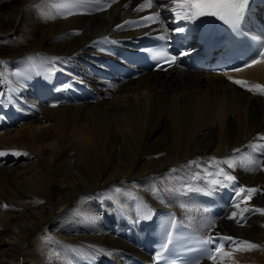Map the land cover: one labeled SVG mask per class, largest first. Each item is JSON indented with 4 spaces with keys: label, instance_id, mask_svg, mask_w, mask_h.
Returning <instances> with one entry per match:
<instances>
[{
    "label": "bare ground",
    "instance_id": "bare-ground-1",
    "mask_svg": "<svg viewBox=\"0 0 264 264\" xmlns=\"http://www.w3.org/2000/svg\"><path fill=\"white\" fill-rule=\"evenodd\" d=\"M68 2L0 0V90L15 101L2 106L27 126L0 132V264H152L145 247L128 242L127 228L143 241L145 227L162 209L175 210L183 224L207 236L223 233L259 245L227 247L202 264H264V215L244 211L264 208V139H257L264 137V94L254 87L264 85V62L219 76L194 67L203 59L196 46L165 73L143 69L136 80L105 83L88 64L106 66L116 57L112 43L95 41L108 37L132 47L163 29L171 36L184 20L156 7L166 0H152L151 8L147 0L110 6L99 0L100 11L80 6L71 15L60 7ZM140 4L145 8L137 13ZM156 11L158 20L143 27L132 23ZM125 21L130 23L116 29ZM249 30L264 39V10ZM50 56L71 59L53 72L44 59ZM54 77L72 82L70 98L43 107L37 84L47 87ZM81 88L96 101L83 97ZM245 158L253 163L242 165ZM224 160L235 164L220 167L236 182L211 196L240 186L260 190L250 200L241 193L239 208L226 204L215 216L195 210L205 208L200 194H174L196 172L215 171Z\"/></svg>",
    "mask_w": 264,
    "mask_h": 264
},
{
    "label": "snow or ice",
    "instance_id": "snow-or-ice-1",
    "mask_svg": "<svg viewBox=\"0 0 264 264\" xmlns=\"http://www.w3.org/2000/svg\"><path fill=\"white\" fill-rule=\"evenodd\" d=\"M116 0H109V6L111 3H115ZM250 4V0H166V3L163 5H156L159 7H166L173 13V18L180 17L182 20L187 22H193L196 19L204 18V17H212L221 21L224 25L228 26L230 30L238 35H244L242 32V24L245 19V16L248 11V6ZM94 5V7L90 8L89 11H100L102 6L99 5V0H69L68 3L61 5L60 7L68 10L67 14L71 15L72 10L74 8L80 6H88ZM172 5L178 6L180 11H177L176 7H172ZM147 6L149 8L153 7L152 0H147ZM125 8L128 7L127 4L124 5ZM145 8L144 4H140L139 7L134 8L133 10L137 13L143 11ZM159 11L154 12L151 16H142L138 21L132 22L136 27H143L148 25L153 20L159 19ZM130 22L125 21L123 24L116 25V29H121L125 25H128ZM162 23V22H161ZM152 31H156V29H152ZM174 33H184L186 29L184 27H176L172 30ZM150 33H146L149 35ZM158 39L164 40L166 42L165 46L170 44V36L168 35V30L163 29L161 34L157 37ZM249 39L253 40L256 44V48L254 50V54L252 55L250 61L246 60L244 62V66L248 67L251 65H255L261 62H264V39H258L255 36H250ZM96 44L102 43H115V41H110L108 37H104L102 41H95ZM101 51H107L106 49L101 48ZM193 49H182L178 56L190 55ZM111 54V53H109ZM154 58L159 62L163 61L169 65H174L177 61L178 56L168 57L167 52L163 50H156L153 52ZM47 61H50L49 71H56L58 66L66 64L71 57L62 58L57 56H50L44 58ZM161 70H165L161 67ZM235 71H241V68L234 69ZM229 79H232L229 77ZM233 83L245 87L246 81L243 80H233ZM72 86V82L66 83L62 86L56 87V91L66 90L67 88ZM255 89H259L261 94H264V85H255ZM248 91H253L252 87L247 89ZM15 92V90H12ZM4 100H7L10 104L14 103V96L8 95L4 91L0 90V106L3 105ZM2 115H0V119H2ZM257 139H264V137H260L258 135ZM264 148V146H262ZM240 149H234V152H240ZM2 155V153H0ZM216 158H210V161H215ZM196 163L195 161H190L189 165ZM227 164L230 168H234L235 164L231 160L217 161L214 165L215 171H209L207 168L202 169L203 174L200 171L196 172L195 175L189 179L184 181L183 183L186 187H181L180 189L173 190L174 194L179 196H187L190 192H196L201 195H209L211 196L216 191H219L220 188L227 186L228 183H235L236 177L229 172L225 171L224 168L220 167V164ZM240 163L242 165L252 164L253 161L245 158L241 160ZM171 171H175L172 169ZM207 177H214L212 179H207ZM195 181H202L203 186L194 183ZM119 191V189H117ZM260 191L257 188H245L240 186L238 189L233 188V199L232 206L235 208H239V203L236 200V197L240 196L241 193H245L250 200L252 195ZM5 207H7L5 205ZM181 207L184 208L185 205L181 204ZM196 211L207 212L208 209L205 208H196ZM191 211V210H189ZM244 211L258 212L264 215V208H245ZM237 213H231V218L235 219ZM150 218V217H149ZM140 216L137 215V221H139ZM184 225L181 223L178 225L176 223L175 217L169 216L168 221L163 226L162 231L164 233L163 241L160 244L159 250L156 251L154 255V260L159 264L161 260L165 261V264H169L168 258L164 255L165 252L169 251V245L174 243L172 230L176 229L178 232L183 229ZM211 227V225L209 226ZM228 242V247H236L237 250H248L259 247L258 244L252 243L248 240L239 241L237 238L227 236V235H216V236H207L206 238L199 239L197 241L200 246L203 254L207 259L215 261L217 259L216 253L223 252L225 243ZM245 245L246 248H241L240 245ZM191 250V249H189ZM225 255H230V253H225ZM174 264V262H171Z\"/></svg>",
    "mask_w": 264,
    "mask_h": 264
},
{
    "label": "rangeland",
    "instance_id": "rangeland-1",
    "mask_svg": "<svg viewBox=\"0 0 264 264\" xmlns=\"http://www.w3.org/2000/svg\"><path fill=\"white\" fill-rule=\"evenodd\" d=\"M19 127V130H21V131H24L26 128L25 127H27L26 125H23L22 126V124L20 123V125L19 124H16L14 127H13V129H15V128H18ZM23 127V128H22Z\"/></svg>",
    "mask_w": 264,
    "mask_h": 264
}]
</instances>
